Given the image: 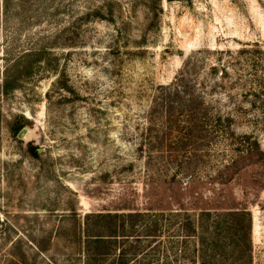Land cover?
<instances>
[{
    "label": "rangeland",
    "instance_id": "rangeland-1",
    "mask_svg": "<svg viewBox=\"0 0 264 264\" xmlns=\"http://www.w3.org/2000/svg\"><path fill=\"white\" fill-rule=\"evenodd\" d=\"M183 75L211 123L151 133ZM188 141L209 181L167 172ZM150 142L164 158L148 169ZM176 208L249 210L264 264V0H0V264H87L96 214ZM136 230L96 264H162Z\"/></svg>",
    "mask_w": 264,
    "mask_h": 264
},
{
    "label": "trees",
    "instance_id": "trees-1",
    "mask_svg": "<svg viewBox=\"0 0 264 264\" xmlns=\"http://www.w3.org/2000/svg\"><path fill=\"white\" fill-rule=\"evenodd\" d=\"M4 82L6 90L14 87L8 79ZM204 97L196 92V88L185 75L180 76L171 85L161 86L148 114L149 130L152 133L165 123L171 124L172 127L178 126L179 123L191 124L185 128L192 131L208 127L211 114L205 106ZM164 113L168 116L159 117ZM217 120L221 121V117ZM199 138L198 136L196 139ZM209 143L212 142L209 140ZM180 146L178 152L187 154L188 147L192 146L194 154L191 158L186 157L189 158L188 161L186 158H179L184 155H178L175 161L166 163L167 172L174 167H177L180 173H184L183 169H190V179L207 176L209 181V173H205L208 165L201 162L203 154H200V150L206 151L207 146L201 148L196 142L193 146L191 141L182 142ZM163 148V145L157 142H150L149 146L140 144L138 150L141 155L146 152L144 155L148 169L152 162H160L164 158ZM96 216L105 223L93 234H88L87 264H96L100 257L111 253V244L116 243L120 237L127 240L137 237L136 243L139 242L140 236L134 234L137 232L138 222L146 232V241L154 242L145 247L149 249L147 257L154 259L158 256L162 264H252V214L246 209L212 211L176 208L167 213L131 211L98 213ZM139 248L137 247V251ZM127 255L136 256V252L121 249L120 256Z\"/></svg>",
    "mask_w": 264,
    "mask_h": 264
},
{
    "label": "water",
    "instance_id": "water-1",
    "mask_svg": "<svg viewBox=\"0 0 264 264\" xmlns=\"http://www.w3.org/2000/svg\"><path fill=\"white\" fill-rule=\"evenodd\" d=\"M24 132H25V130H22V131L20 132V135H23V134H24Z\"/></svg>",
    "mask_w": 264,
    "mask_h": 264
}]
</instances>
